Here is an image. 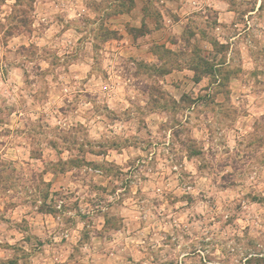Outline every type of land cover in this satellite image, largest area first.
I'll return each mask as SVG.
<instances>
[{
    "label": "rangeland",
    "instance_id": "rangeland-1",
    "mask_svg": "<svg viewBox=\"0 0 264 264\" xmlns=\"http://www.w3.org/2000/svg\"><path fill=\"white\" fill-rule=\"evenodd\" d=\"M121 1L0 0V264H264V0Z\"/></svg>",
    "mask_w": 264,
    "mask_h": 264
},
{
    "label": "trees",
    "instance_id": "trees-1",
    "mask_svg": "<svg viewBox=\"0 0 264 264\" xmlns=\"http://www.w3.org/2000/svg\"><path fill=\"white\" fill-rule=\"evenodd\" d=\"M119 1H121V0H119ZM130 1H132V0H127V2L128 3H130ZM122 2V1H121ZM132 3V2H131ZM121 10L120 11H124V10H128L129 8H125V5L124 4H122L121 6ZM212 45H217L218 47H223L222 45H220V44H218V43H212ZM200 62L198 63L197 62V64H195L194 66H193V68H190V70H192L193 72H194V74L196 75L197 74V68H199V67H202V68H204L208 73L209 72H211L212 71V66H210L207 62H205L204 60H202V59H200L199 60Z\"/></svg>",
    "mask_w": 264,
    "mask_h": 264
}]
</instances>
